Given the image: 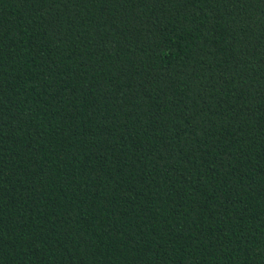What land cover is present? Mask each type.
I'll return each instance as SVG.
<instances>
[{
  "label": "trees",
  "instance_id": "16d2710c",
  "mask_svg": "<svg viewBox=\"0 0 264 264\" xmlns=\"http://www.w3.org/2000/svg\"><path fill=\"white\" fill-rule=\"evenodd\" d=\"M0 264H264V0H0Z\"/></svg>",
  "mask_w": 264,
  "mask_h": 264
}]
</instances>
